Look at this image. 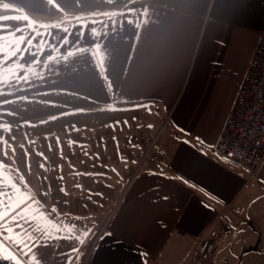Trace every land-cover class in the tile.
<instances>
[{
	"label": "crops",
	"instance_id": "0c3cea01",
	"mask_svg": "<svg viewBox=\"0 0 264 264\" xmlns=\"http://www.w3.org/2000/svg\"><path fill=\"white\" fill-rule=\"evenodd\" d=\"M5 16L0 212L23 200L27 218L0 222V264H183L264 198V161L253 172L217 149L264 0H0ZM21 156L44 164L39 183Z\"/></svg>",
	"mask_w": 264,
	"mask_h": 264
},
{
	"label": "built area",
	"instance_id": "2783aa9c",
	"mask_svg": "<svg viewBox=\"0 0 264 264\" xmlns=\"http://www.w3.org/2000/svg\"><path fill=\"white\" fill-rule=\"evenodd\" d=\"M217 149L253 172L264 161V38L249 64L236 110L218 140ZM215 250L214 241L202 239L183 264L210 261Z\"/></svg>",
	"mask_w": 264,
	"mask_h": 264
},
{
	"label": "rangeland",
	"instance_id": "374dc122",
	"mask_svg": "<svg viewBox=\"0 0 264 264\" xmlns=\"http://www.w3.org/2000/svg\"><path fill=\"white\" fill-rule=\"evenodd\" d=\"M162 137L163 131L159 130L148 154L158 151V142ZM18 161L19 168L32 177V181L39 183L38 177L44 164L40 166V161L33 164L25 163L22 156ZM30 165L33 169L29 170ZM48 165L50 168L53 167L51 161ZM261 188L264 189V185ZM236 211L235 217L228 218L226 221L229 231H223V238L216 240L218 249L215 260L203 264H264V258L257 251L260 240H264V198L255 197ZM216 242L214 241L215 245Z\"/></svg>",
	"mask_w": 264,
	"mask_h": 264
},
{
	"label": "snow or ice",
	"instance_id": "6c2138e0",
	"mask_svg": "<svg viewBox=\"0 0 264 264\" xmlns=\"http://www.w3.org/2000/svg\"><path fill=\"white\" fill-rule=\"evenodd\" d=\"M109 2H111V0H109ZM4 8H8L9 5L8 4H4L3 5ZM105 15H107V13H105ZM0 19H4L7 20L9 19V17L5 16V17H0ZM23 19H27V17H23ZM137 27H139V25H137ZM19 31V29H17ZM10 35L14 36V33H9ZM19 39V43L20 44H24L26 41L28 43H30V40H27V38L24 37H20ZM21 51L20 47H16V46H12L11 48V55H5L4 56V63L6 64L9 60H11L13 57H15L19 52ZM100 66H103V60H101V64ZM17 67L23 68V65H17ZM17 78H21L19 76H17ZM26 79V77H24ZM4 103H9V101L5 100ZM56 117H52V119H55ZM3 165L0 164V168H2ZM12 187L16 190V191H20V189L16 188V185L13 184ZM25 203V201H20L19 203H15L13 204L11 202V200H9V202L6 204L5 206V211L4 212H0V222H5L7 219H11L13 222L17 223L18 227H22V225L19 224V220L20 219H26L27 218V213L22 211L20 213H16V209L20 208L21 204ZM15 213V214H14ZM0 228H4L6 231H8L9 233L12 232V229L10 227L7 226L6 223H0ZM29 239H31V237H29ZM18 243L23 244L25 247H27V243L25 240H23L22 238H18Z\"/></svg>",
	"mask_w": 264,
	"mask_h": 264
}]
</instances>
